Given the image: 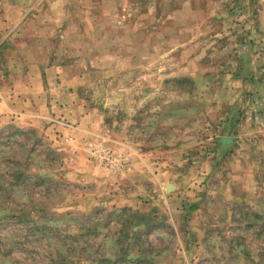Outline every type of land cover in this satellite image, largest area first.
Masks as SVG:
<instances>
[{
    "label": "rangeland",
    "instance_id": "374dc122",
    "mask_svg": "<svg viewBox=\"0 0 264 264\" xmlns=\"http://www.w3.org/2000/svg\"><path fill=\"white\" fill-rule=\"evenodd\" d=\"M0 264H264V0H0Z\"/></svg>",
    "mask_w": 264,
    "mask_h": 264
},
{
    "label": "built area",
    "instance_id": "2783aa9c",
    "mask_svg": "<svg viewBox=\"0 0 264 264\" xmlns=\"http://www.w3.org/2000/svg\"><path fill=\"white\" fill-rule=\"evenodd\" d=\"M98 158L101 161L109 163L111 168L112 167L119 168V167H122L123 164H124L123 158L115 156V155H113L112 153H110L109 151H106V150L99 151Z\"/></svg>",
    "mask_w": 264,
    "mask_h": 264
},
{
    "label": "trees",
    "instance_id": "16d2710c",
    "mask_svg": "<svg viewBox=\"0 0 264 264\" xmlns=\"http://www.w3.org/2000/svg\"><path fill=\"white\" fill-rule=\"evenodd\" d=\"M257 216V215H256Z\"/></svg>",
    "mask_w": 264,
    "mask_h": 264
}]
</instances>
